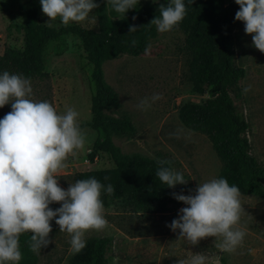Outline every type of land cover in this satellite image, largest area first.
Returning a JSON list of instances; mask_svg holds the SVG:
<instances>
[{"label": "rangeland", "instance_id": "rangeland-1", "mask_svg": "<svg viewBox=\"0 0 264 264\" xmlns=\"http://www.w3.org/2000/svg\"><path fill=\"white\" fill-rule=\"evenodd\" d=\"M157 1L139 0L131 11H137L146 2ZM32 2L40 3V0H0V55L7 48L23 49L28 27L24 15ZM92 14L97 15L96 9ZM39 20L49 26L46 24L48 17L42 11ZM74 24L85 28L97 27V23L88 22L68 25ZM60 26L63 24L57 20L51 27ZM235 27V63L245 70L241 81L243 99L235 103L249 124L251 154L264 167V54L252 46L251 36L245 34L242 22L238 21ZM184 40L185 36L178 28L167 33L157 31V38L150 42L143 55L130 57L125 54L104 62L102 68L106 84L119 96L122 107L119 115H125L136 129L132 137L113 136V146L125 155L170 161L169 166L188 180L187 184L171 189L176 194L194 195L198 184L218 177L221 163L208 137L191 130L179 119V109L184 104H199L208 98L205 93H196L187 80L188 54ZM44 64L47 77L30 79L31 98L48 101L60 114L68 108L76 110L78 123L86 136L85 148L70 155L66 161L67 168L57 174L60 187L66 190L75 182L77 173L112 169L114 164L105 152L97 153L93 162L87 158L93 143L102 135L86 126L91 121L94 85L92 67L87 64L81 40L72 35H65L57 41L50 40L45 49ZM157 93L162 98L152 103L148 110L137 107L141 99ZM10 111V104L0 108V118ZM242 205L246 215L241 217L240 224L246 235L233 252L223 251L218 247L219 238L214 237H206L191 245L179 238V230H167L170 215L138 213L122 203L105 207L108 226L101 231L88 232L85 240L88 243L102 238L111 239V248L107 251L110 264H177L181 259H190L192 254L200 253L209 257L206 264H220L223 256L228 264H264V199L242 195ZM184 207L186 205L182 204L177 208L174 219ZM55 227L56 232L49 235L53 243L42 248L39 254L33 253L35 264H72V258L78 253L70 245V236L60 232L56 224ZM24 256L22 253V258Z\"/></svg>", "mask_w": 264, "mask_h": 264}, {"label": "trees", "instance_id": "trees-1", "mask_svg": "<svg viewBox=\"0 0 264 264\" xmlns=\"http://www.w3.org/2000/svg\"><path fill=\"white\" fill-rule=\"evenodd\" d=\"M95 2L100 5L96 9V29L78 24L59 28L41 24L40 3L32 2L24 15L28 23L24 47L22 50L7 48L3 51L0 55V74L8 71L28 79L46 78L44 53L48 42L57 41L65 35L78 37L86 53L87 64L92 67L94 85L91 121L86 126L102 135L93 143L87 158L93 162L97 153L105 152L114 168L77 173L74 179L95 178L105 186L112 184V195L102 191L104 207L122 203L138 213L170 215L171 224L175 211L183 203L176 201L173 198L175 192L157 178L159 160L122 154L112 144L113 136L132 137L136 129L125 115H119L122 108L119 96L106 84L102 68L104 62L125 54L130 57L143 55L150 42L157 38L156 27L149 24L150 21L160 15V4L170 2H146L137 11L130 10L125 16L116 13L106 0ZM184 3L187 14L178 29L185 36L184 49L188 54L186 77L196 93H205L208 98L199 104H184L179 109V119L211 141L221 163L217 178H225L230 185H236L242 195L264 199V167L251 154L249 124L235 103L243 99L241 81L245 77V70L235 63L234 30L238 23L235 13L239 6L234 0H184ZM130 25L138 30L129 33ZM104 177L109 179L105 180ZM50 207L55 210L60 205L51 204ZM50 223L52 234L56 232L55 220ZM30 243L31 233L20 236V250L25 256L19 264H35L36 257L30 250ZM110 248L109 238L91 240L75 254L71 263L110 264V257L107 256ZM220 264H228L224 256L220 258Z\"/></svg>", "mask_w": 264, "mask_h": 264}, {"label": "clouds", "instance_id": "clouds-1", "mask_svg": "<svg viewBox=\"0 0 264 264\" xmlns=\"http://www.w3.org/2000/svg\"><path fill=\"white\" fill-rule=\"evenodd\" d=\"M239 6L235 21L244 24L252 46L264 54V0H234ZM118 14L125 16L134 10L139 0H106ZM42 13L50 27L59 20L69 23H97L93 10L99 8L95 0H40ZM160 15L149 24L159 33L178 28L187 14L184 0H170L159 5ZM136 19L135 16L132 17ZM138 29L129 26V33ZM135 44V41L132 42ZM31 81L20 74L4 71L0 74V108L11 105V111L0 119V264H19L22 259L20 236L31 233L30 250L39 254L53 243L51 221L60 232L70 236V245L79 252L86 246L85 236L90 231H101L108 226L102 191L114 193L112 184L103 185L95 178L77 180L65 190L60 187L57 174L67 168V159L82 150L86 136L79 123V113L68 108L63 114L48 101L31 97ZM160 94L141 99L137 105L148 110L160 100ZM156 176L168 188L185 185L184 175L167 167L171 162L159 160ZM108 180L109 177H104ZM173 198L186 205L178 218L166 225L179 238L196 245L206 237L219 238L218 247L233 252L240 246L246 230L240 221L246 215L242 193L225 178H212L200 183L195 194H176ZM60 207L53 210L51 204ZM209 257L192 254L177 264H206Z\"/></svg>", "mask_w": 264, "mask_h": 264}]
</instances>
